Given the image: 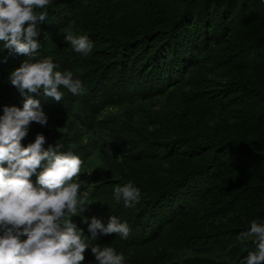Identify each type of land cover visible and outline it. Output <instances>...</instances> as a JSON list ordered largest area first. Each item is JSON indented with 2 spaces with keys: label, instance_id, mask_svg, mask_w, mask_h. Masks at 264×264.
Here are the masks:
<instances>
[{
  "label": "trees",
  "instance_id": "1",
  "mask_svg": "<svg viewBox=\"0 0 264 264\" xmlns=\"http://www.w3.org/2000/svg\"><path fill=\"white\" fill-rule=\"evenodd\" d=\"M46 11L37 57L86 91L26 93L48 123H30L22 144L40 133L45 150L83 159L90 205L72 221L86 236L85 217L126 221L127 239L95 242L124 264H232L254 251L238 235L264 223V0H51ZM67 31L88 35L92 51H74ZM24 59L0 41V115L23 107L8 77ZM129 181L141 198L125 207L112 191ZM83 264H96L90 248Z\"/></svg>",
  "mask_w": 264,
  "mask_h": 264
},
{
  "label": "clouds",
  "instance_id": "2",
  "mask_svg": "<svg viewBox=\"0 0 264 264\" xmlns=\"http://www.w3.org/2000/svg\"><path fill=\"white\" fill-rule=\"evenodd\" d=\"M50 6L51 0H0L3 49L9 56L25 57L8 77L24 95L23 107L4 106L0 115V264H83L89 248L96 264H124L123 253L95 242L111 234L127 239L131 229L126 221L113 215L105 225L96 217L90 223L85 217L90 234L86 236L71 219L90 205L87 192L80 191L85 182L78 179L83 159L71 150L57 152L51 146L45 150L46 137L40 133L26 147L22 144L30 123H48L39 100L26 93L42 89L46 97L61 101V88L73 96L86 91L72 71L58 70L51 57H37L42 46L37 40V23L46 19ZM64 39L77 53L88 55L93 49L86 34L67 31ZM34 174L35 183L31 180ZM112 196L117 203L132 207L139 202L141 191L129 181L114 186ZM238 240H251L255 248L239 264H264V223L252 220Z\"/></svg>",
  "mask_w": 264,
  "mask_h": 264
},
{
  "label": "rangeland",
  "instance_id": "3",
  "mask_svg": "<svg viewBox=\"0 0 264 264\" xmlns=\"http://www.w3.org/2000/svg\"><path fill=\"white\" fill-rule=\"evenodd\" d=\"M236 37H238V38H242V36H241V34H238ZM250 60V59H249ZM249 62V61H248ZM252 63H253V60L252 61H250L249 63H246V64H249V65H252ZM260 66H257L256 68H257V71H256V74H258V73H261V72H264V70L263 69H261V68H259ZM253 74V73H252ZM254 76V75H253ZM264 76V75H263ZM262 80H264V77L262 78ZM159 105H156V108H158L159 109ZM161 108V107H160ZM81 174H82V177L84 178L83 180H84V185H83V187L81 188V190L83 189V188H85L83 191H87V189H88V187H90L91 185H92V183H90L89 182V180H88V178L86 177L87 176V172H85V171H82L81 172ZM81 177V178H82ZM226 259H229L228 257H226ZM232 264H239V262H237V260H229Z\"/></svg>",
  "mask_w": 264,
  "mask_h": 264
}]
</instances>
